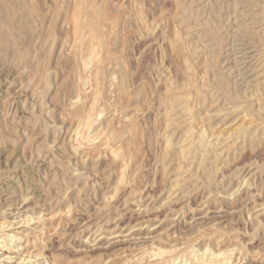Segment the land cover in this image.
Masks as SVG:
<instances>
[{
    "label": "rangeland",
    "instance_id": "obj_1",
    "mask_svg": "<svg viewBox=\"0 0 264 264\" xmlns=\"http://www.w3.org/2000/svg\"><path fill=\"white\" fill-rule=\"evenodd\" d=\"M95 1L99 8L101 7L104 18V24L102 23L99 29L100 33L91 34L86 30L77 35L69 21L64 20L65 16L68 17L71 14L78 0H29V6L32 5L29 15L32 29L27 34L12 36L15 28L0 27V41L1 39L4 41L0 43V81L2 80L0 82V216L6 213V217L10 218L13 215L10 212L18 213V217L14 220L17 222L24 220L21 218L26 214L28 217L36 218V216L42 217L49 214V211L51 213L60 210L66 215L65 219L61 218L62 220L58 217L56 227L47 228L50 230L46 233L44 230L43 233L40 230L32 231L31 227L21 232L22 236H29L30 250L36 256L40 253L37 257L41 260L46 257L41 254L48 238L51 235L57 239L60 238L58 241L60 244L62 242V245H60L59 254L55 253L57 257L54 255L53 258L48 259L50 264H54L56 260L60 262L59 264H138L135 258L139 255H141L140 259L144 257V261L157 259L159 264H185L186 262V264H200L204 260L209 264H248L250 258L263 260L264 264V156L260 159L256 153L264 150V133L262 134L261 130L264 128V111L260 113L258 110L260 105L264 106V95L257 100L255 96L249 94L251 93L249 91L244 95L245 88L240 85L236 72L231 71L227 63L226 48L236 38L233 37L232 25L227 23V18L231 15L230 0ZM206 31L208 34L216 31L220 39L206 35ZM213 47L219 49L221 61L217 63V67L212 65L207 73L204 68L210 66L209 50ZM90 55L93 56L90 57ZM205 73L208 74L207 77L203 76ZM214 74L215 77L212 76ZM174 99L185 103L179 106V103L172 101ZM12 103L14 105L11 107ZM175 104H177L176 108H174ZM223 106L226 108L232 106L233 109L227 110ZM235 106L241 108L237 109ZM16 107L18 108L15 110ZM183 107L188 109L186 117L190 119L186 121L187 124L182 122L186 117L173 115L179 110L181 112ZM215 108L221 109L222 114L228 113L226 121L221 122L216 118L207 120L209 116L207 114L215 112ZM86 123H89V126ZM237 125L239 127H236ZM83 126L85 127L82 128ZM251 126L257 131H254ZM131 127H133L132 130ZM187 127L189 129L194 127L189 130V133L197 138L204 132L205 140L210 139L212 133L217 138H221L239 128L247 127L251 129L249 131L255 135V139L251 144L248 140H244L249 136L247 133L236 139V144H233V141L226 142L225 147L232 143L233 146L230 145L232 149L234 148L232 153L217 156L219 159L215 162L211 160L215 156L214 152H210L209 157H212L207 161L208 165L204 173L203 169H198L196 164L185 160L178 153L182 149L180 146L186 144L182 138L188 130ZM119 131L122 132L118 133ZM77 139L78 142H76ZM237 143L242 147L240 148ZM166 146L167 148L169 146L170 150ZM242 152L247 155L245 165L252 169V176L248 177L249 181L251 180L250 183L257 186L245 202L251 201L253 208L259 203V212H254L256 209L253 210L248 202V204L244 202L245 206L242 204V207H236L235 213L212 215L214 212H209L207 221L192 224L189 211L193 207L191 203L183 201L178 206L180 209H173L167 205L174 183H179L180 186L177 187L184 189L185 192L194 193L197 190L199 197L206 194L207 197L214 198L223 191L224 193L232 192L230 187L240 181L242 175L235 170L224 174L225 178H222L215 173L214 169H217L216 165L220 169L225 164H232L236 160L235 157ZM255 171L257 173H254ZM220 179L225 180L226 184L221 183V185ZM157 180L161 182L159 187H155L156 190L153 189L155 192L153 190L150 192V187L158 184ZM184 181L194 182L195 188L193 186L188 188L190 183L187 184ZM154 182L157 184L155 185ZM144 188L147 190L149 188L148 195L143 199L144 207L149 205L148 208L153 213H162L160 218L163 221L161 224L157 223V233H153L155 235H145L147 239L140 241L136 250L118 248L110 251L112 254L108 252L110 255L99 251L93 256L82 253L83 255L78 257V254L70 251L74 248V240L78 238V232L69 228L68 221L72 220L81 225L93 220L92 222L102 224L104 229L108 223L114 222V217L130 215L131 205L140 199L139 196ZM27 196L30 197L28 199L30 201L23 202V198ZM105 197L108 199H104ZM217 204V209L223 208L220 201ZM68 209H71L73 214L69 215L70 212H66L69 211ZM236 209H238L237 212ZM110 212L111 214L119 213H117L118 216L117 214L114 216L109 214ZM33 222L35 221L30 222L29 225ZM22 223L23 221L14 225L13 231L24 229L25 226ZM126 223L129 222H125L124 225L130 226ZM24 241L23 238L22 242ZM158 249L162 251L156 254L159 252ZM129 250L130 254L127 252ZM206 250L207 253L203 252ZM61 252L63 255H60ZM99 253L102 254L98 256ZM260 253L263 255L260 256ZM151 254L154 256L150 258ZM74 255L79 259H76ZM135 255L137 256L134 257ZM27 264L30 263L27 262Z\"/></svg>",
    "mask_w": 264,
    "mask_h": 264
},
{
    "label": "bare ground",
    "instance_id": "obj_2",
    "mask_svg": "<svg viewBox=\"0 0 264 264\" xmlns=\"http://www.w3.org/2000/svg\"><path fill=\"white\" fill-rule=\"evenodd\" d=\"M37 1V0H36ZM63 1V0H62ZM72 1V0H70ZM123 1V0H121ZM120 1V2H121ZM185 1V0H184ZM217 1V0H216ZM35 2V1H34ZM162 2V1H161ZM165 2V1H164ZM208 2V1H207ZM62 3V2H61ZM71 3V2H70ZM77 3V2H75ZM74 4V3H73ZM130 4V3H129ZM134 4V3H133ZM190 4H193L190 2ZM207 4V3H206ZM51 5V4H50ZM49 5V6H50ZM57 5V4H56ZM121 5V4H120ZM119 5V6H120ZM218 5V4H217ZM32 5L29 6V0H0V27L3 26L6 27V28H15V30L13 31L14 33H12L13 35L12 36H16V35H21V34H27L31 29H32V26H31V21L29 22V15H30V12H31V7ZM75 6V4H74ZM108 6V5H107ZM160 6V4L158 5ZM202 6V5H201ZM213 6V5H212ZM62 7V6H61ZM180 9H181V6H179ZM216 7V6H215ZM229 7L231 8V15L227 18V23L232 25V31H233V37L235 38L233 40V42H231V44L226 48V52H228L227 54V63L228 65L230 66V70L231 71H235L236 74H237V79L240 81V85H243V87L245 88L243 91L244 95L247 94V92H251L249 93L250 95L252 94V96L257 99H259L262 95H264V59L262 57H264V0H230V5ZM37 8V7H36ZM39 8V7H38ZM73 8V6H72ZM101 8V7H100ZM99 8L98 4L96 3L95 0H78V3L76 4V6L73 8V11L71 12V14L67 17L65 16V14L63 16L64 17V20L67 19V21H69V23L71 24V26L73 27V30H74V33L77 34V35H80L82 32L88 30L91 34H95V33H100L99 29L100 27L102 26V23H103V13L101 11V9ZM163 8V7H162ZM184 8V7H183ZM193 8V6H192ZM207 8V7H206ZM189 9V7H188ZM211 9V8H210ZM220 9V8H219ZM37 10V9H36ZM67 10V9H66ZM65 10V11H66ZM191 10V8H190ZM203 10V8H202ZM205 10V9H204ZM213 10V9H212ZM38 11V10H37ZM180 11V10H179ZM186 11V10H184ZM192 11V10H191ZM198 11V10H197ZM230 11V10H229ZM105 12V11H104ZM200 13V12H199ZM202 13V12H201ZM190 14V13H189ZM193 14V13H191ZM210 14V13H209ZM40 15V13H39ZM52 15V14H51ZM215 15V14H214ZM226 15V14H225ZM185 16V15H184ZM219 16V15H218ZM32 17V16H31ZM211 17V16H210ZM35 18V16H34ZM106 18V17H105ZM194 18V17H193ZM197 18V17H196ZM216 18V16L214 17ZM31 19V18H30ZM112 19V18H111ZM109 19V20H111ZM207 19V18H206ZM211 19V18H210ZM167 20V19H166ZM196 20V19H195ZM214 20V19H213ZM132 21V20H131ZM187 21V20H186ZM192 21V20H191ZM208 21V20H207ZM212 21V20H211ZM106 22V21H105ZM108 22V21H107ZM205 22V21H204ZM184 23V21H183ZM189 23V22H188ZM196 23V22H195ZM199 23V22H198ZM209 23V22H208ZM217 23V22H215ZM213 23V25L215 24ZM46 24V23H45ZM104 24V23H103ZM219 24V23H218ZM56 25V24H55ZM118 25V24H117ZM178 25V24H177ZM185 25V24H184ZM222 25V23H221ZM57 26V25H56ZM106 26V24H105ZM113 26V25H112ZM215 26V25H214ZM216 27V26H215ZM2 28V29H3ZM42 28V27H41ZM105 28V27H104ZM171 28V27H170ZM205 28V27H204ZM218 28V27H217ZM48 29V28H47ZM72 29V28H71ZM112 29V28H111ZM114 29V28H113ZM112 29V30H113ZM207 29V27H206ZM205 29V30H206ZM213 29V28H212ZM156 30V29H155ZM211 30V28H210ZM110 31V30H109ZM209 31V30H208ZM5 32V31H4ZM17 32V33H16ZM46 32V31H45ZM151 32V30H150ZM3 34V32H1ZM66 33V32H65ZM73 33V32H72ZM71 33V34H72ZM153 33V32H152ZM163 33V32H162ZM165 33V32H164ZM201 33V32H200ZM206 35H209L215 39H220L217 35H216V31L212 34H208V32L206 31L205 32ZM204 33V34H205ZM47 34V33H46ZM49 34V33H48ZM186 34V33H185ZM196 34V33H194ZM202 34V33H201ZM231 34V33H230ZM146 35V34H145ZM154 35V34H153ZM152 35V36H153ZM158 35V34H157ZM187 35V34H186ZM206 35H203L206 36ZM49 36V35H48ZM87 36V35H86ZM92 36V35H91ZM162 36V35H161ZM96 37V36H94ZM93 37V38H94ZM194 37V35H193ZM207 37V36H206ZM205 37V38H206ZM210 37V38H211ZM8 38V37H7ZM29 38V37H28ZM49 38V37H48ZM81 38V37H80ZM79 38V39H80ZM186 38V37H185ZM208 38V37H207ZM11 39V38H10ZM33 39V38H32ZM78 39V38H77ZM141 39V38H140ZM12 40V39H11ZM75 40V39H74ZM95 40V39H94ZM97 40V38H96ZM100 40V39H99ZM2 41V39H1ZM4 42V41H2ZM54 41V39H53ZM216 41V40H215ZM232 41V40H231ZM7 42V41H6ZM49 42V41H48ZM91 42V41H90ZM100 42V41H99ZM177 42V41H176ZM187 42V41H186ZM189 42V41H188ZM201 42V41H200ZM85 43V42H84ZM184 43V42H183ZM193 43V41H192ZM15 44V43H14ZM161 44V43H160ZM173 44V43H172ZM200 44V43H199ZM213 44V43H212ZM28 45V44H27ZM98 45V44H97ZM151 45V44H150ZM204 45V44H202ZM207 45V44H206ZM220 45V44H218ZM31 46V45H30ZM42 46V45H41ZM73 46V45H72ZM182 46V45H181ZM179 46V47H181ZM75 47V46H74ZM80 47V46H79ZM96 47V45L94 46ZM183 47V46H182ZM194 47V46H192ZM202 47V46H201ZM206 47V46H205ZM210 47V46H209ZM2 48V47H1ZM155 48V47H154ZM197 48V47H196ZM223 48V47H222ZM221 48V49H222ZM32 49V48H31ZM204 49V48H203ZM79 50V49H77ZM75 50V51H77ZM91 50V49H90ZM89 50V51H90ZM195 50V49H194ZM27 51V50H26ZM144 51V50H143ZM182 51V50H181ZM202 51V50H201ZM210 53H207V54H210L209 55V63H210V66L208 65V67H206V64H205V67L204 69H206V72L208 73V69L210 70V67L213 65L217 67V63L219 64V62L221 61L220 60V54H219V49H217L216 47H213L211 48V50H209ZM81 53V52H80ZM94 53V52H93ZM198 54V53H197ZM74 55V54H73ZM185 55V54H184ZM25 56V55H24ZM86 55H84L85 57ZM93 56V55H92ZM90 55V57H92ZM192 56V55H191ZM33 57V56H32ZM73 57V56H72ZM82 57V56H81ZM199 57V56H198ZM197 57V58H198ZM204 57H207V56H204ZM226 57V58H227ZM1 59V58H0ZM4 59V58H3ZM2 59V60H3ZM37 59V58H36ZM1 60V61H2ZM205 60V59H204ZM202 60V61H204ZM20 61V60H19ZM76 61V60H74ZM224 61V60H223ZM37 62V61H36ZM20 63V62H19ZM201 63V62H199ZM203 63V62H202ZM12 64V63H11ZM222 64V63H221ZM34 65V64H33ZM87 65V64H86ZM85 65V66H86ZM94 65H96L94 63ZM171 65V63L169 64ZM223 65V64H222ZM2 67V66H1ZM4 67V66H3ZM17 67V66H16ZM88 67V66H87ZM87 67H84V68H87ZM168 67V66H167ZM179 67V66H178ZM199 67V66H197ZM219 67V66H218ZM9 68V67H8ZM83 68V67H82ZM174 68V67H173ZM190 68V67H189ZM1 69V68H0ZM10 69V68H9ZM187 69V68H186ZM212 69V68H211ZM214 69V68H213ZM229 70V71H230ZM202 71V70H201ZM217 71V70H216ZM3 72V71H1ZM5 72V71H4ZM220 73V72H219ZM229 73V72H227ZM226 73V74H227ZM1 74V73H0ZM96 74V72H95ZM213 74V72H212ZM208 74L205 73V75L203 76H206L207 77ZM1 76V75H0ZM213 77H215V74L212 75ZM217 76H219L217 74ZM227 76V75H226ZM204 78V77H203ZM7 79V78H6ZM2 81V80H1ZM0 81V82H1ZM13 81V80H12ZM48 81V80H47ZM158 81V80H157ZM189 81V80H188ZM208 81V80H206ZM219 81V80H217ZM192 82V80H191ZM202 84H203V80L201 81ZM227 82V81H226ZM236 82V81H235ZM12 83V82H10ZM166 83V82H165ZM195 83V82H194ZM200 83V82H198ZM218 83V82H217ZM222 83V82H221ZM189 84V83H188ZM205 84V83H204ZM220 84V82H219ZM224 84V82H223ZM172 85V84H171ZM186 86V85H185ZM193 86V85H192ZM191 86V87H192ZM219 86V85H218ZM168 87V86H167ZM183 87V86H182ZM220 87V86H219ZM228 87V86H227ZM165 88V87H164ZM171 88V87H170ZM184 88V87H183ZM221 88V87H220ZM159 89V88H158ZM197 89V88H196ZM241 90V89H240ZM32 91V90H31ZM164 91V90H163ZM235 91V90H234ZM36 92V91H35ZM193 92V91H192ZM11 93V92H10ZM174 94V93H173ZM172 94V95H173ZM190 94V93H189ZM193 94V93H192ZM162 96V95H161ZM184 96V95H183ZM214 96V95H213ZM175 97V95L173 96ZM187 97V96H186ZM237 97V95H236ZM248 97V96H247ZM77 98V97H76ZM170 99H172L171 97H169ZM2 99V98H1ZM203 99V98H202ZM36 100V99H35ZM82 100V99H81ZM159 100V99H158ZM169 99H167L168 101ZM212 100V99H211ZM224 100V99H223ZM14 101V100H13ZM74 101V100H73ZM83 101V100H82ZM174 103H179V106L182 105V103L184 101H180L179 99H174L172 100ZM180 101V102H179ZM207 101V100H206ZM259 101V100H258ZM12 102V101H11ZM80 102V101H79ZM199 102V101H198ZM210 102V101H209ZM216 102V101H215ZM251 102V100H250ZM72 103V102H71ZM74 103V102H73ZM82 103V102H81ZM160 103V102H158ZM185 103V102H184ZM202 103V101H201ZM213 103V102H211ZM210 103V104H211ZM42 104V103H41ZM39 104V105H41ZM177 104L174 105V108H176ZM225 104V103H224ZM249 104V103H248ZM14 105V103H12L11 107ZM185 105V104H184ZM193 106V103L191 104ZM209 105V104H208ZM221 105V104H220ZM32 106V105H31ZM210 106V105H209ZM242 106V105H241ZM19 107V106H18ZM16 107L15 110L18 108ZM171 107V105H170ZM224 107V106H223ZM232 107V106H231ZM228 106V108H226L227 110H229V108H231ZM237 107V109L241 108L239 106H235ZM234 107V108H235ZM243 107V106H242ZM264 107V106H263ZM261 105L259 106L258 110L260 111V113L262 112V110L264 111V108H263ZM39 108V107H38ZM172 108V109H174ZM188 108V107H187ZM218 108V107H217ZM221 108V107H220ZM28 109V108H27ZM26 109V110H27ZM31 109V108H30ZM43 109V108H42ZM87 109V108H86ZM85 109V110H86ZM171 109V108H170ZM180 109V108H179ZM183 109V110H182ZM181 109V112L178 111V113H174L173 115H175L176 117H178L179 115L183 118V117H186L188 116V109H186L185 107H183ZM192 109V107L190 108ZM223 110V108H221ZM221 109H217L215 108V112L211 113V114H207L209 116H207V120H210V119H213V118H216L218 120H221L222 121H226L225 119L227 118L228 116V113H224L222 114V110ZM233 108H231L232 110ZM5 110V109H4ZM32 110V109H31ZM158 110V109H157ZM163 110V109H162ZM167 110V109H166ZM257 110V112H259ZM6 111V110H5ZM11 111V110H10ZM156 111V110H155ZM165 111V110H164ZM171 111V110H169ZM204 111V110H203ZM211 111V110H210ZM214 111V110H213ZM13 112V111H12ZM26 112V111H25ZM24 112V113H25ZM157 112V111H156ZM15 113V112H13ZM87 113V112H86ZM90 113V112H89ZM88 113V114H89ZM191 113V112H190ZM233 113V112H232ZM16 114V113H15ZM86 114V116L88 115ZM243 114V113H242ZM76 115V113H75ZM164 115V114H163ZM167 115V114H166ZM196 115V114H195ZM30 116V115H29ZM77 116V115H76ZM156 116V115H155ZM170 116V115H169ZM172 116V115H171ZM8 117V116H7ZM39 117V116H38ZM84 117V116H83ZM91 117V115H90ZM167 117V116H166ZM200 117V115H199ZM247 117V116H246ZM30 118V117H29ZM27 118V119H29ZM81 118V117H80ZM88 118V117H87ZM174 118V117H172ZM181 118V119H182ZM203 118V117H202ZM34 119V118H33ZM190 118L189 117H186L185 119L182 120V122H186L188 121ZM235 119V118H234ZM243 119V118H242ZM42 120V119H41ZM44 120V119H43ZM192 120V119H191ZM200 120V119H199ZM203 120V119H202ZM79 121V120H78ZM91 121V120H90ZM89 121V122H90ZM164 121V120H163ZM173 121V120H171ZM178 121V119H177ZM176 121V122H177ZM243 121V120H241ZM161 122V121H160ZM168 122H170V120H168ZM181 122V124H182ZM218 122V121H217ZM230 122V121H229ZM34 123V122H33ZM37 123V122H36ZM35 123V124H36ZM75 123V122H74ZM85 123V122H84ZM93 123V122H92ZM91 123V124H92ZM171 123H175V122H171ZM180 123V122H179ZM198 123V122H197ZM228 123V122H227ZM232 123V122H230ZM228 123V124H230ZM25 124V123H24ZM87 124V123H86ZM89 124V123H88ZM87 124V125H88ZM129 124V123H128ZM160 124V123H159ZM165 124V123H164ZM178 124V123H176ZM187 124V122H186ZM189 124V123H188ZM191 124V123H190ZM210 124V123H209ZM225 124V123H224ZM251 124V123H250ZM83 125V124H82ZM170 125V124H169ZM206 125V124H205ZM236 125V124H235ZM15 126V125H14ZM89 126V125H88ZM86 126V127H88ZM186 126V125H185ZM249 126V125H247ZM85 126H83L82 128H84ZM129 127V126H128ZM164 127V126H163ZM168 127V126H167ZM205 127V126H204ZM221 127V126H220ZM234 127V126H233ZM236 127H239L238 125ZM252 127V126H251ZM256 127H259V126H256ZM79 128V127H78ZM81 128V129H82ZM127 128V127H126ZM133 127H131V130H132ZM162 128V127H161ZM188 128V127H187ZM192 128V127H191ZM190 128V129H191ZM235 128V127H234ZM233 128V129H234ZM253 128V127H252ZM262 128V127H261ZM2 129V128H1ZM77 129V128H76ZM124 129V127H123ZM154 129V128H153ZM157 129V128H156ZM165 129V128H164ZM163 129V130H164ZM174 129V128H173ZM177 129V128H176ZM186 131V133L184 134V138H182L183 142L186 141V144H184L183 146H180L181 150L178 152L180 153L181 157L184 158L185 160H188L190 161L192 164H196V166L198 167V169H203V172H204V169L206 168V166L208 164L207 161L210 159V156L209 157V153L210 152H214V155L213 156L214 158H212L211 160L213 162H215V160L217 161L219 158H217V156L219 157L221 154H225V156L228 154V153H232V147L233 145H228L227 147H225L226 145L224 144H227L226 142L230 141L232 142L233 141V144H236V139H239L241 138L242 136H244L245 134L249 133V136L244 139V140H248L251 144V142H254L253 140L255 139V135L250 132L249 128H239L237 129L235 132H231L232 134H228V135H223L225 138H217V136H214L213 133L211 134V138L210 139H204V132L203 133H200L198 132L199 136L198 138L197 137H194L192 136L191 133H189V130ZM194 129V127L192 128ZM202 129V127H201ZM210 129V127H209ZM260 129V128H259ZM3 130V129H2ZM90 130V128H89ZM122 130V129H120ZM130 130V129H129ZM159 130V129H158ZM203 130V129H202ZM207 130V129H206ZM232 130V129H231ZM254 130V128H253ZM262 130V134L264 133V128L261 129ZM92 131V130H91ZM126 131V130H125ZM152 131V130H150ZM162 131V130H161ZM195 131V130H193ZM197 131V130H196ZM205 131V130H204ZM210 131V130H209ZM254 131H257L254 130ZM260 131V130H259ZM9 132V131H8ZM27 132V131H26ZM79 132V131H77ZM81 132V130H80ZM89 132V131H88ZM122 131H119L118 133H120ZM167 132V131H166ZM179 132V131H178ZM221 132V131H219ZM225 132V131H224ZM223 132V133H224ZM230 132V131H229ZM90 133V132H89ZM158 133V132H157ZM152 134V133H151ZM165 134V133H164ZM177 134V133H176ZM209 134V133H208ZM221 134V133H220ZM226 134V133H225ZM78 135V134H77ZM76 135V136H77ZM85 135V134H84ZM88 135V133H87ZM86 135V136H87ZM99 135V134H98ZM131 135V134H130ZM156 135V134H155ZM207 135V134H206ZM214 137H213V136ZM218 135V134H216ZM75 136V137H76ZM85 136V137H86ZM152 136V135H150ZM179 136V135H178ZM221 136V135H220ZM247 136V135H246ZM7 137V136H6ZM101 137V136H100ZM153 138V137H152ZM162 138V137H161ZM166 138V137H165ZM193 138V139H192ZM197 138V139H196ZM206 138V137H205ZM21 139V138H20ZM28 139V138H27ZM89 139V138H88ZM98 139V138H97ZM148 139V138H147ZM178 139V138H177ZM19 140V139H18ZM14 141V140H13ZM74 141V140H73ZM85 141V140H84ZM88 141V140H87ZM97 141V140H96ZM105 141V140H104ZM150 141V140H149ZM26 142V141H25ZM78 142V139L77 141ZM74 142V143H76ZM80 142V141H79ZM169 142V141H168ZM15 143V142H14ZM73 143V142H72ZM92 143V142H91ZM155 143V142H154ZM167 143V142H166ZM171 143V142H170ZM77 144V143H76ZM106 144V142H105ZM172 144V143H171ZM244 144V142H243ZM261 144V143H260ZM25 145V144H24ZM73 145V144H72ZM83 145V144H82ZM93 145V144H92ZM165 145V144H164ZM238 145V143H237ZM264 145V144H263ZM54 146V145H53ZM76 146V145H75ZM80 146V145H79ZM78 146V147H79ZM107 146V145H106ZM160 146V145H159ZM171 146V145H170ZM239 146V145H238ZM72 147V146H71ZM90 147V145H89ZM158 147V146H157ZM240 148L242 146H239ZM167 148V146H166ZM258 148V147H257ZM169 146H168V148ZM239 149V148H238ZM243 149V148H242ZM241 149V150H242ZM45 150V149H44ZM79 150V149H78ZM82 150V149H81ZM177 150V149H176ZM235 150L237 151V149L235 148ZM240 150V151H241ZM246 150V149H245ZM249 150V149H248ZM252 150V149H251ZM83 151V150H82ZM222 151V152H221ZM239 151V150H238ZM253 151V150H252ZM42 152V151H41ZM94 152V151H93ZM167 152V151H165ZM170 152V151H169ZM172 152V150H171ZM177 152V151H176ZM75 153V152H74ZM96 153V152H95ZM115 153V152H114ZM175 153V152H174ZM235 153V152H234ZM251 153V152H250ZM257 156L261 157L264 156V150H259V152L257 151ZM45 154V153H44ZM62 154V153H61ZM89 154V153H88ZM91 154V153H90ZM113 154V153H112ZM13 155V154H12ZM75 155V154H74ZM179 155V154H178ZM32 156V155H31ZM81 156V155H80ZM115 156V155H114ZM224 156V155H223ZM222 156V157H223ZM247 155L244 154V152L240 153L238 157H235L236 160H234V162L230 165L228 164H225L227 166H223L222 168L220 167V169H218L219 167H217L218 165H216V168L217 169H214L215 170V173L219 174L220 177H224V174L226 173H230V172H233L236 170V172L240 173V175H242V177H240V181L236 182V184H232L233 187H230V190H233L232 192L230 193H224L221 192L220 195H218V197H214V198H210V196L207 197V195L205 194L204 196H201L199 197V194H198V191L196 190L194 193L193 192H185L184 189H179L177 186H180L179 183H174L173 186V189H172V193L170 194V199L168 200L167 202V205L170 206L171 208L173 209H177L179 208V204H181L183 201H187L189 203H191L193 205V207L190 208V218L192 220V222L190 223H198V222H205L207 221V218H209V212H214V214L212 215H215V214H220V213H226L224 215H229V214H232V213H235V208L238 207V206H243L242 204H244L245 206V202L247 197L252 193L254 192L255 188L257 187L254 183V185H252L249 181V178L248 177H251L252 176V169L245 165V157ZM36 157V156H35ZM180 157V158H181ZM166 158V157H165ZM164 158V159H165ZM83 159V158H82ZM255 159V158H254ZM259 159V161H260ZM176 160V159H175ZM178 160V159H177ZM232 160V159H231ZM230 160V161H231ZM249 160V159H248ZM263 160V159H262ZM85 161V160H84ZM247 161V160H246ZM257 161V160H256ZM41 162V161H40ZM212 162V163H213ZM224 162V161H223ZM252 162V161H250ZM264 162V161H263ZM209 163V162H208ZM227 163V162H226ZM94 164V163H93ZM170 164V163H169ZM183 164V163H182ZM190 164V165H192ZM211 164V163H210ZM209 164V165H210ZM9 166V165H8ZM180 166V165H179ZM178 166V167H179ZM189 166V165H188ZM251 166V165H250ZM22 168V167H21ZM85 168V167H84ZM182 168V167H181ZM187 168V167H186ZM95 169V168H94ZM164 169V168H163ZM162 169V170H163ZM184 169V168H183ZM209 169V168H208ZM102 170V169H101ZM187 170V169H186ZM190 170V168H189ZM197 169H195L196 171ZM217 170V171H216ZM67 171V170H66ZM31 172V171H30ZM198 172V171H197ZM202 173V172H201ZM205 173V172H204ZM254 173H257L256 171ZM161 174V173H160ZM185 174V173H184ZM251 175V176H250ZM53 176V175H52ZM65 176V175H64ZM88 176V175H87ZM181 176V175H180ZM205 176V175H204ZM203 176V177H204ZM217 176V175H216ZM256 176V175H255ZM36 177V176H35ZM154 177V176H153ZM159 177V176H158ZM195 177V176H194ZM38 178V177H37ZM54 178V177H53ZM178 178V177H177ZM225 178V177H224ZM150 179V178H149ZM152 179V178H151ZM156 179V178H155ZM158 179V178H157ZM264 179V178H263ZM161 180V179H160ZM160 180H157V185L153 187L151 186V190L150 192H152L153 189L156 190L155 187H157L159 185ZM187 180V179H186ZM206 180V179H205ZM221 182L220 184L222 183L223 185L226 184V181L220 179ZM51 181V180H50ZM70 181V180H69ZM106 181V180H105ZM178 181V180H177ZM49 182V181H48ZM54 182V181H53ZM109 182V181H108ZM174 182V181H172ZM185 182V181H184ZM192 182V181H191ZM47 183V182H46ZM181 183V182H180ZM187 183V182H185ZM184 183V185H185ZM188 183H190L188 181ZM187 183V184H188ZM74 184V183H73ZM93 184V183H92ZM147 184V182H146ZM177 184V185H176ZM182 184V183H181ZM221 184V185H222ZM230 184V182H229ZM219 185V184H217ZM264 185V184H263ZM74 186V185H73ZM111 186V185H110ZM182 186V185H181ZM194 187L195 186V183L192 182L190 183L187 187ZM227 186V185H226ZM251 186V187H250ZM159 187V186H158ZM168 187V186H166ZM205 187V186H204ZM220 187V186H219ZM218 187V188H219ZM224 187V186H223ZM71 188V187H69ZM109 188V187H108ZM195 188V187H194ZM129 189V188H128ZM131 189V188H130ZM192 189V188H191ZM189 189V190H191ZM220 189V188H219ZM218 189V191H219ZM21 190V189H20ZM66 190V189H64ZM70 190V189H69ZM118 190V189H117ZM141 190V189H140ZM143 193L141 194L140 199L136 200L133 202V200H130L131 202H133V205H131V213L129 216H121V217H114V222H110L106 225V231L105 228L103 229V225L100 223H97L96 221L95 222H92L90 221L89 223H83V224H79L76 223V222H72L71 221H68L69 223V228L72 230V231H75V232H78V238H75L74 240V248L72 250H70L72 253L74 254H78V257L79 255H81L82 253L85 254H91L93 256V254L95 253H98L99 251H101L103 253L106 252H110L112 250H115V249H118V248H123L122 250H125V248L127 249H131L132 250H136L138 249L136 246L138 245V243H140V241H144L147 239V237L145 235H151L153 233H157V228H158V225L157 223L161 224V221H163L162 218H160V216L162 215V213H153L152 210H150L148 208V206L144 207V203H143V199L146 195H148L147 191V188H144L143 189ZM201 190V189H200ZM224 190V188H223ZM229 190V188H228ZM264 190V189H263ZM154 191V190H153ZM202 191V190H201ZM52 192V191H51ZM71 192V191H70ZM111 192V191H110ZM129 192V191H128ZM155 192V191H154ZM205 192V191H204ZM28 193V192H27ZM117 193V192H116ZM134 193V192H133ZM138 193V191H137ZM261 193V192H260ZM169 194V193H168ZM28 195V194H27ZM106 195V194H105ZM104 195V196H105ZM113 195V194H112ZM111 195V196H112ZM129 195V194H128ZM152 195V194H151ZM214 195V194H213ZM23 196V195H22ZM33 196V195H32ZM64 196V195H63ZM90 196V195H89ZM95 196V195H94ZM110 196V197H111ZM168 196V195H167ZM24 197V196H23ZM53 197V196H52ZM109 197V196H108ZM127 197V196H126ZM138 197V198H139ZM261 197V196H260ZM22 198V197H21ZM26 198V197H25ZM23 198V202L25 200L27 201H30L28 199H30V197L27 196V198L25 199ZM48 198V197H47ZM62 198V197H61ZM114 198V197H113ZM147 198V197H146ZM250 198V197H249ZM32 199V198H31ZM40 199V198H39ZM104 199H108L107 197H105ZM258 199V198H257ZM261 199V198H260ZM259 199V200H260ZM33 200V199H32ZM49 200V199H47ZM52 200V199H51ZM58 200V199H57ZM63 200V199H61ZM124 200V199H123ZM128 200V199H127ZM251 200V199H249ZM39 201V200H38ZM42 201V200H40ZM46 201V200H44ZM89 201V200H88ZM220 201L223 205V208H218V204L216 205V203ZM18 202V201H17ZM22 202V201H21ZM22 202V203H23ZM245 202V203H244ZM251 202V201H250ZM248 202L247 204L253 208L251 206V203ZM20 203V204H22ZM47 203V202H46ZM49 203V202H48ZM47 203V204H48ZM65 203V202H64ZM122 203V202H121ZM185 203V202H184ZM255 203V202H254ZM24 204V203H23ZM69 204V203H68ZM67 204V205H68ZM165 204V203H164ZM54 205V203H53ZM114 205V204H113ZM130 205V203H129ZM128 205V206H129ZM255 205V204H254ZM259 203L258 205L255 206L254 209H256L254 212H259L260 211V208H259ZM3 206V205H2ZM11 206V205H10ZM21 206V205H20ZM70 206V205H68ZM79 206V205H78ZM101 206H103L101 204ZM106 206V205H105ZM124 206V205H123ZM221 206V204H220ZM8 207V206H7ZM39 207V205H38ZM80 207V206H79ZM222 207V206H221ZM3 208V207H2ZM22 208V207H21ZM50 208V207H49ZM62 208V207H61ZM69 208V207H68ZM187 208V207H186ZM245 208V207H244ZM250 208V209H251ZM180 209V208H179ZM183 209V208H182ZM224 209V210H223ZM240 209V208H238ZM238 209H236V212L238 211ZM29 210V209H28ZM59 210V209H58ZM67 210V209H66ZM64 210V211H66ZM69 210V209H68ZM71 210V209H70ZM66 211L67 213H69V215L73 212L71 211ZM125 210V209H124ZM129 210V209H128ZM222 210V211H220ZM264 210V209H263ZM17 211V210H16ZM57 211V209H56ZM111 211V210H110ZM183 211V210H182ZM185 211V209H184ZM250 211V210H249ZM76 212V211H75ZM176 212V211H175ZM12 213V217L10 218H7L6 217V213L5 215H2L0 216L1 220H0V264H27V262H29L30 264H50L48 261V259L51 257L53 258L55 253H58L59 254V250H60V245H62V242L61 244L59 243V239H57V237L55 238L54 235H51L48 240H47V243H46V246H44L43 248L44 251L43 253L41 254L46 256L44 259L41 258L39 259V257H37L38 255H40V253L36 256L35 254L33 255L32 254V251L30 250L31 249V246L29 244V241H28V238L29 236L28 235H25V236H22V233L23 231H26L29 227H31L32 231L33 230H40L41 232L44 230V232L46 233V231L50 230V229H47L51 226H55V223H56V220L58 219H61L64 217L65 219V216L60 210L55 212V211H52L50 213L49 211V214L47 215H43L42 217H37L34 218V217H28V215H23V218L21 219H24V220H18L17 222L14 221L17 217H18V213L15 214L13 212H10ZM105 213H107L105 211ZM119 213V212H117ZM116 212L112 213L114 216H116L117 214ZM129 213V212H128ZM25 214V213H24ZM66 214V213H65ZM102 214V213H101ZM111 214V212L109 213ZM111 214V215H112ZM121 214V213H120ZM68 215V216H69ZM125 215V214H123ZM184 215V214H183ZM253 215V214H252ZM74 216V215H73ZM118 216V214H117ZM164 216V215H163ZM175 216V215H174ZM249 216V215H248ZM71 217V216H69ZM165 217V216H164ZM216 217V216H215ZM218 217V216H217ZM234 217V216H233ZM90 218V217H89ZM166 218V217H165ZM174 218H177V217H174ZM186 218V217H185ZM224 218V216H223ZM222 218V219H223ZM227 218V217H226ZM237 218V217H236ZM71 219V218H70ZM84 219V218H82ZM96 219V218H95ZM172 219V218H171ZM219 219V218H218ZM225 219V218H224ZM62 220V219H61ZM74 220V218H73ZM77 220V219H76ZM85 220V219H84ZM108 220V219H107ZM182 220V219H181ZM185 220V219H184ZM190 220V219H189ZM187 220V221H189ZM230 220V219H229ZM22 223L23 226H25L24 229H17V231H13V227L14 225H18V223ZM32 221H35L33 222L32 225H29L30 222ZM65 221V220H64ZM63 221V222H64ZM89 221V220H88ZM111 221V220H109ZM175 221V220H174ZM176 221H178L176 219ZM196 221V222H195ZM247 221V220H246ZM256 221V220H255ZM108 222V221H107ZM125 222H129V223H126V224H129L130 226H127V225H124ZM173 222V220H172ZM181 222V221H180ZM186 222V221H185ZM184 222V223H185ZM237 222V220H236ZM66 224V222H64ZM175 224V223H174ZM187 224V223H186ZM181 225V224H180ZM191 225V224H190ZM62 226V225H61ZM66 227V225H63ZM179 226V225H178ZM189 226V225H188ZM221 226V225H220ZM253 226V225H252ZM56 227V226H55ZM181 227V226H180ZM255 227V225H254ZM54 228V227H52ZM64 228V227H63ZM68 228V227H67ZM192 228V227H191ZM221 228V227H220ZM47 229V230H45ZM66 229V228H65ZM69 229V230H70ZM29 230V229H28ZM56 230V229H55ZM211 230V229H210ZM67 231V229H66ZM254 231V230H253ZM30 232V231H29ZM51 232V231H49ZM65 232V231H64ZM70 232V231H69ZM178 232V231H177ZM176 232V233H177ZM43 233V232H42ZM58 233V232H57ZM24 234V233H23ZM26 234V233H25ZM28 234V232H27ZM34 234V233H33ZM59 234V233H58ZM153 234V235H155ZM175 234V233H174ZM207 234V233H206ZM57 235V234H56ZM55 235V236H56ZM73 235V234H71ZM70 235V236H71ZM76 235V234H75ZM223 235V234H222ZM254 235V234H253ZM163 236V235H162ZM59 237V235H58ZM86 237V238H85ZM151 237V236H150ZM156 237V236H155ZM221 237V236H220ZM240 237H241V234H240ZM25 239L24 242H22V239ZM70 238V237H69ZM72 238V236H71ZM34 239V238H33ZM45 239V238H43ZM252 239V238H251ZM66 240V239H65ZM68 240V239H67ZM64 241V240H63ZM245 241V240H244ZM44 242V241H43ZM34 243V242H33ZM68 243V242H66ZM65 243V245H66ZM71 243H73V241H71ZM198 243V242H197ZM155 244V243H154ZM63 245V246H65ZM198 245V244H197ZM262 245V244H261ZM34 246H36L34 244ZM139 246V245H138ZM69 247V246H68ZM68 247L66 249H68ZM141 247V246H140ZM195 247V246H194ZM34 248V247H33ZM41 248V247H40ZM203 248V247H201ZM161 249V248H160ZM204 249V248H203ZM207 249V248H206ZM230 249V248H229ZM43 250V249H42ZM141 250V248H140ZM159 250V249H158ZM157 250V251H158ZM166 250V249H165ZM164 250V251H165ZM198 250V249H196ZM208 250V249H207ZM207 250L206 251H203V252H206L207 253ZM215 250V249H214ZM240 250V249H239ZM259 250V249H258ZM257 250V251H258ZM264 250V249H263ZM37 251V250H36ZM62 251V250H61ZM146 251V250H145ZM156 251V252H157ZM162 251V250H161ZM159 250L158 253L156 254H159L161 252ZM222 251V250H221ZM233 251V250H232ZM238 251V250H237ZM245 251V250H244ZM129 252L130 254V250L127 251ZM133 252V251H132ZM137 252V251H136ZM135 252V253H136ZM152 252V251H151ZM211 252V251H210ZM208 252V253H210ZM220 252V251H219ZM34 253V252H33ZM102 253H99L96 254L98 256H100ZM105 253V254H106ZM111 253V252H110ZM110 253H108L110 255ZM205 253V254H206ZM212 253V252H211ZM214 253V252H213ZM246 253V252H245ZM255 253V252H254ZM258 253V252H257ZM62 254V252L60 253V255ZM70 254V253H69ZM82 254V255H83ZM112 254V253H111ZM128 254V255H129ZM144 254V253H142ZM150 254V253H149ZM155 254V253H154ZM154 254H151L149 257H153ZM220 254V253H219ZM63 255V254H62ZM68 255V253H67ZM65 255V256H67ZM89 255V256H91ZM94 255V257L96 256ZM123 255V254H122ZM134 255V254H133ZM244 255V254H243ZM247 255V254H246ZM244 255V256H246ZM256 255V254H255ZM263 255V254H262ZM261 253H260V256H262ZM56 256V255H55ZM76 257V255H74ZM97 256V257H98ZM103 256V255H102ZM137 255H135L134 257H136ZM140 256L137 258H135L136 260H138V264H159V260L155 259V260H146L144 261V257H141L140 259ZM204 256V255H203ZM223 256V255H222ZM221 256V257H222ZM225 256V255H224ZM228 256V255H227ZM249 256V255H248ZM57 257V256H56ZM55 257V259H56ZM115 257V256H114ZM128 257V256H127ZM156 257V256H155ZM182 257V256H181ZM200 257V256H199ZM238 257V256H237ZM252 257V256H251ZM255 257V256H254ZM257 257V256H256ZM63 258V257H62ZM65 258V257H64ZM90 258V257H89ZM96 258V257H95ZM104 258V257H103ZM132 258V257H130ZM159 258V257H157ZM193 258V257H192ZM210 258V257H209ZM224 258V257H223ZM264 258V256H263ZM59 259V258H57ZM67 259V258H66ZM74 259V258H73ZM76 259H79L76 257ZM82 259V258H81ZM92 259V257H91ZM127 259V258H125ZM178 259V258H176ZM211 259V258H210ZM222 259V258H221ZM53 260V259H52ZM60 260V259H59ZM90 260V259H89ZM96 260V259H95ZM130 260V259H129ZM132 260V259H131ZM224 260V259H223ZM68 261V259H67ZM93 261V260H92ZM106 261V260H105ZM128 261V260H127ZM168 261V260H167ZM198 261V260H197ZM234 261V260H233ZM236 261V260H235ZM263 261V260H262ZM262 261L258 260V258H250L249 260V263L248 264H263ZM53 262V261H52ZM103 262V261H102ZM101 262V263H102ZM60 262H58L56 260V262L54 264H59ZM86 263V262H85ZM90 263V262H89ZM105 263V262H104ZM120 263V262H119ZM137 263V262H136ZM187 263V262H186ZM185 263V264H186ZM199 263V262H197ZM209 264L208 262L206 263L205 260L204 262H200V264ZM232 263V262H231ZM247 263V262H246ZM52 264V263H51ZM107 264V263H105ZM132 264V263H131ZM213 264V263H211Z\"/></svg>",
    "mask_w": 264,
    "mask_h": 264
}]
</instances>
